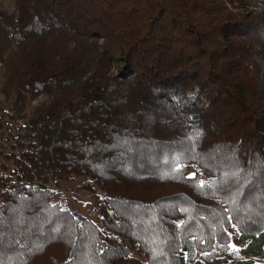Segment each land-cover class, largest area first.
<instances>
[{"label":"trees","instance_id":"1","mask_svg":"<svg viewBox=\"0 0 264 264\" xmlns=\"http://www.w3.org/2000/svg\"><path fill=\"white\" fill-rule=\"evenodd\" d=\"M2 2L0 264L264 260V0Z\"/></svg>","mask_w":264,"mask_h":264},{"label":"rangeland","instance_id":"2","mask_svg":"<svg viewBox=\"0 0 264 264\" xmlns=\"http://www.w3.org/2000/svg\"><path fill=\"white\" fill-rule=\"evenodd\" d=\"M3 6L7 9H12L13 0H3L2 2ZM1 83V78H0ZM33 101L32 105L37 104V102L40 100ZM58 201L63 206H69L70 208L77 209L82 212L88 213L92 218L99 221L98 217L96 216L95 212V205L93 204V199L90 198V195L83 192H70V191H64V194L61 198L58 199ZM230 248H239L238 241L234 238L233 233H230V242H229ZM198 257L201 255L200 252H198ZM258 264H264L263 261H259Z\"/></svg>","mask_w":264,"mask_h":264},{"label":"snow or ice","instance_id":"3","mask_svg":"<svg viewBox=\"0 0 264 264\" xmlns=\"http://www.w3.org/2000/svg\"><path fill=\"white\" fill-rule=\"evenodd\" d=\"M203 183V182H202Z\"/></svg>","mask_w":264,"mask_h":264}]
</instances>
